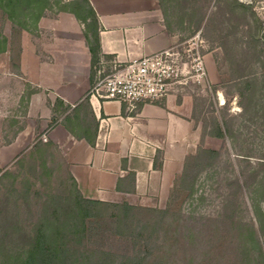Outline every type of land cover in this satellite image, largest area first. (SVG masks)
I'll return each mask as SVG.
<instances>
[{
    "label": "rangeland",
    "instance_id": "obj_1",
    "mask_svg": "<svg viewBox=\"0 0 264 264\" xmlns=\"http://www.w3.org/2000/svg\"><path fill=\"white\" fill-rule=\"evenodd\" d=\"M67 1H40L47 8L38 21L35 13L21 9L11 18L0 6V40L6 41L0 54L9 48L18 53L22 41L40 49L49 36L41 32L42 20L48 25L65 16L68 24L73 16L68 25L85 31L80 19L62 10ZM157 2L176 41L202 30L208 78L176 96L190 101L202 127L197 150L216 149L220 155L186 182L180 173L158 205H136L125 231L118 207L103 205L94 231L77 238L73 248L91 258L90 264H264L258 218L264 221V0ZM114 65L100 69L106 73ZM33 90H26L22 102ZM8 116L0 119V264H19L51 203L73 199L77 191L61 150L55 144L46 151L38 148L48 141L46 129L9 148L22 124ZM214 118L225 129L224 138L209 134Z\"/></svg>",
    "mask_w": 264,
    "mask_h": 264
},
{
    "label": "crops",
    "instance_id": "obj_2",
    "mask_svg": "<svg viewBox=\"0 0 264 264\" xmlns=\"http://www.w3.org/2000/svg\"><path fill=\"white\" fill-rule=\"evenodd\" d=\"M90 3L107 55L102 66L123 64L176 42L162 23L157 0ZM58 18L48 25L41 21V32L49 36L40 49L22 41L18 53L9 48L0 54V119L9 114L22 124L9 148H19L36 129H46L44 139L61 150L84 196L158 205L201 141L192 104L172 95L131 109L119 100L91 96V55L84 31L68 25L73 16L68 24L65 16ZM28 89L34 90L22 102Z\"/></svg>",
    "mask_w": 264,
    "mask_h": 264
},
{
    "label": "trees",
    "instance_id": "obj_3",
    "mask_svg": "<svg viewBox=\"0 0 264 264\" xmlns=\"http://www.w3.org/2000/svg\"><path fill=\"white\" fill-rule=\"evenodd\" d=\"M40 1L42 0H0V6L8 11L11 18H15V14L21 9L24 13L29 11L35 13V18L38 21L43 16L44 9L47 8V5L41 4ZM44 1L48 4V0ZM62 10L71 12L85 25L84 34L91 55L90 76L93 85L94 76L101 68L104 57H107V55L102 53L101 49L100 22L97 14L90 0H69ZM1 42L6 41L3 39V41L0 40ZM4 50H6V47L0 45V52ZM214 126L215 129H212L209 134L214 137L224 138L226 131L217 118H214ZM51 145H54V143L48 140L40 142L38 148L46 151L47 147ZM219 155L220 153L216 149L200 147L195 155L186 157L180 180L182 182L188 181L192 174L195 175L205 166H211ZM193 163L194 165H192ZM69 175L71 176L70 173ZM71 178L77 194L73 199L72 197H65L66 202L60 201L58 205H55V200L51 203L52 210H46L41 217L27 254L19 264H90L91 258L78 256L73 244L77 238L88 236L90 232L94 231V223L99 222L97 218L101 216L103 205L118 207L120 227L125 231L126 223L130 220L129 215L132 210L137 208L136 205L128 202L112 203L88 198L80 192L75 179L72 176ZM258 218L261 229L264 231V221L261 216ZM261 255L264 257L262 252Z\"/></svg>",
    "mask_w": 264,
    "mask_h": 264
},
{
    "label": "built area",
    "instance_id": "obj_4",
    "mask_svg": "<svg viewBox=\"0 0 264 264\" xmlns=\"http://www.w3.org/2000/svg\"><path fill=\"white\" fill-rule=\"evenodd\" d=\"M202 30L184 41L115 64L107 73L101 69L90 88L91 96L115 99L131 109L150 100L168 98L185 87L204 84L208 78Z\"/></svg>",
    "mask_w": 264,
    "mask_h": 264
}]
</instances>
